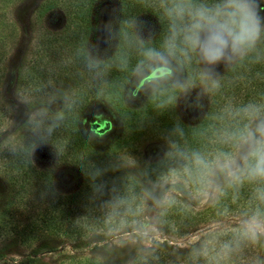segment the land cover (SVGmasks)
<instances>
[{"label": "rangeland", "instance_id": "rangeland-1", "mask_svg": "<svg viewBox=\"0 0 264 264\" xmlns=\"http://www.w3.org/2000/svg\"><path fill=\"white\" fill-rule=\"evenodd\" d=\"M47 1L50 0H11L2 8L0 0V104L5 113L0 124V157L19 137L35 131L45 121H75L74 131L87 139L85 152L110 155L108 177L126 175L134 180L141 192L142 209L134 231L87 233L82 239L67 235L51 244L53 251H34L36 245L25 246L14 238L0 241V264H75L88 260L131 264L136 255L161 246L157 242L165 241L164 246L181 251L206 229L216 230L223 225L243 228L251 217L209 220L182 236L163 230L158 222L165 203L177 197L195 209L211 206L227 180L218 175L209 182L205 177V189L194 192L174 167L164 174L147 171L163 158L168 157L171 162L178 156V148L161 132L164 120L160 111L144 107L146 97L159 89H172L168 122L177 115L186 124H193L208 109L214 87L202 78V66L195 54L192 56L196 68L180 58L149 63L145 57L136 66L118 71L112 64L121 46L128 43L136 49L157 36L158 23L151 14H136L121 31L117 0H97L89 19L94 29L83 39L82 34L75 32H83L86 20H71L64 0L48 9L43 6ZM105 10L109 11V18L105 44L100 47L99 29ZM255 52L264 57V39L258 42ZM237 59L218 65L215 79L219 81ZM162 65L169 67V74L148 81L138 94L132 95L131 90L140 79ZM36 76L40 78L35 80ZM113 80H121L118 107L111 96ZM193 97L197 103L189 104ZM61 114L63 119L59 118ZM106 123L110 127H104ZM90 128L101 130L102 134H95ZM55 130L63 133L60 128ZM122 139L129 141L118 145ZM66 156L59 144L48 139L31 148L33 166L51 170L53 183L62 193L77 189L83 180L79 167ZM9 194L10 186L0 169V208ZM256 241L254 264H264V233L258 232Z\"/></svg>", "mask_w": 264, "mask_h": 264}, {"label": "trees", "instance_id": "trees-1", "mask_svg": "<svg viewBox=\"0 0 264 264\" xmlns=\"http://www.w3.org/2000/svg\"><path fill=\"white\" fill-rule=\"evenodd\" d=\"M10 1L1 0V7ZM57 1H47L43 6L51 8ZM96 2L68 0L67 3L64 0L66 14L71 20H80L82 23L86 20L83 32H75L82 34L83 39L94 29L89 19L94 15ZM117 2L121 31L138 13H149L158 23L157 36L153 39L136 49L128 43L119 48L118 57L112 66L121 71L120 68L134 67L144 59L143 49L146 46L160 47L167 35L168 19L157 0ZM203 2L210 4L214 0ZM187 63L196 68L193 56ZM1 68L0 63V72ZM39 78L36 76L34 79ZM120 83L121 80H113L111 96L116 100L117 107L122 98ZM213 90L205 115L193 124H186L177 115L174 118L171 116L168 122L172 89H159L146 97L144 107L150 111H160L164 120L161 132L178 148L177 157L171 162L166 157L154 163L147 169L149 174H164L174 167L187 182L188 189L194 192L205 189L207 181L203 170L194 163V154L200 153L211 158L218 152L230 151V145L226 142L228 134L245 123L240 109L248 104L264 107V57L254 51L238 58L219 79V87ZM132 112L128 115L129 119L132 118ZM4 117L0 104V124ZM53 125L55 127L49 134L48 129ZM73 126L75 121L69 119L62 122L45 121L35 131L19 137L0 157V169L10 186V194L0 208V241L14 238L25 246L36 245L34 251L43 253L55 250L51 244L67 235H77L78 239H82L87 233L130 232L136 229L142 209L139 187L126 175L109 178L110 155L107 152L102 155L96 151L85 152L83 146L87 139L76 133ZM58 128L63 133L55 130ZM46 139L59 144L71 162L79 167L83 180L77 189L68 193L58 191L51 170H40L33 166L31 148L33 144ZM128 141L122 139L117 144ZM97 170L100 174L93 178ZM256 187V184L247 181L230 182L227 179L221 185L216 201L203 209H195L183 198L177 197V200L165 203L158 218L159 225L173 235L182 236L199 223L230 216L252 217L257 209L264 220V204L256 199ZM242 229L236 225L206 229L181 251L164 246L165 241L157 242L161 246L156 245L136 255L131 264H254L257 241L245 237ZM75 264L101 263L88 260Z\"/></svg>", "mask_w": 264, "mask_h": 264}, {"label": "clouds", "instance_id": "clouds-1", "mask_svg": "<svg viewBox=\"0 0 264 264\" xmlns=\"http://www.w3.org/2000/svg\"><path fill=\"white\" fill-rule=\"evenodd\" d=\"M161 6L168 19L167 35L159 48L146 46L143 55L149 63H165L177 58L186 62L195 54L202 66V78L214 88L219 87L214 75L218 65L231 64L256 51L264 39V0H214L210 4L203 0H161ZM188 102L197 103L194 97ZM240 113L245 123L228 134L230 151L211 158L195 153L194 163L209 182L222 175L230 182L256 184V199L264 204V107L248 104ZM59 118L63 119V114ZM54 127L48 129L49 134ZM99 174L97 170L93 178ZM260 217L257 209L244 223L242 234L248 239L255 240L258 232L264 233Z\"/></svg>", "mask_w": 264, "mask_h": 264}, {"label": "flooded vegetation", "instance_id": "flooded-vegetation-1", "mask_svg": "<svg viewBox=\"0 0 264 264\" xmlns=\"http://www.w3.org/2000/svg\"><path fill=\"white\" fill-rule=\"evenodd\" d=\"M160 71H162V72L160 73ZM169 72H170L169 67L164 66V65L155 68L151 73H149L148 75H145L144 77H142L140 79V81L137 83V85L131 90L132 95L138 94L139 91L142 89V87H144L145 84L148 81H150L152 79H157V78L166 76V75L169 74ZM90 130L93 133H95V134H98V135H101L102 134V131L101 130L100 131L99 130L96 131V129H94V128H90Z\"/></svg>", "mask_w": 264, "mask_h": 264}, {"label": "water", "instance_id": "water-1", "mask_svg": "<svg viewBox=\"0 0 264 264\" xmlns=\"http://www.w3.org/2000/svg\"><path fill=\"white\" fill-rule=\"evenodd\" d=\"M108 18H109V11L108 10H105L103 12V15H102V21H101V25H100V39H99V46L100 47H103L104 44H105V28H106V23L108 21ZM110 127L108 123H106V125H104V127Z\"/></svg>", "mask_w": 264, "mask_h": 264}]
</instances>
